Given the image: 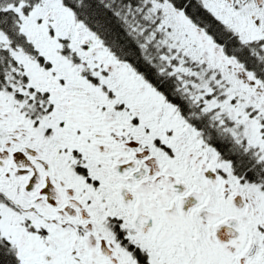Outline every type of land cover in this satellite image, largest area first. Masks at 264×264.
Segmentation results:
<instances>
[{"label": "snow or ice", "instance_id": "obj_1", "mask_svg": "<svg viewBox=\"0 0 264 264\" xmlns=\"http://www.w3.org/2000/svg\"><path fill=\"white\" fill-rule=\"evenodd\" d=\"M0 264H264V0H0Z\"/></svg>", "mask_w": 264, "mask_h": 264}]
</instances>
